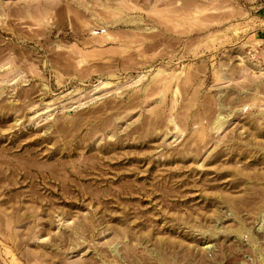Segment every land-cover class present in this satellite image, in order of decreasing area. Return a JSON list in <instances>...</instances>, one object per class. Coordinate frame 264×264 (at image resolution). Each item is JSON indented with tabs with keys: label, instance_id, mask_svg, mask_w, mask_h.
I'll return each instance as SVG.
<instances>
[{
	"label": "rangeland",
	"instance_id": "obj_1",
	"mask_svg": "<svg viewBox=\"0 0 264 264\" xmlns=\"http://www.w3.org/2000/svg\"><path fill=\"white\" fill-rule=\"evenodd\" d=\"M259 0H0V264H264Z\"/></svg>",
	"mask_w": 264,
	"mask_h": 264
},
{
	"label": "crops",
	"instance_id": "obj_2",
	"mask_svg": "<svg viewBox=\"0 0 264 264\" xmlns=\"http://www.w3.org/2000/svg\"><path fill=\"white\" fill-rule=\"evenodd\" d=\"M259 1H261V5H260V7L263 9L262 12H263V14H264V0H259ZM263 21H264V20H263ZM262 35L264 36V32L262 33ZM263 42H264V37H263Z\"/></svg>",
	"mask_w": 264,
	"mask_h": 264
},
{
	"label": "bare ground",
	"instance_id": "obj_3",
	"mask_svg": "<svg viewBox=\"0 0 264 264\" xmlns=\"http://www.w3.org/2000/svg\"><path fill=\"white\" fill-rule=\"evenodd\" d=\"M1 43H2V42L0 41V48H1ZM0 51H1V50H0Z\"/></svg>",
	"mask_w": 264,
	"mask_h": 264
}]
</instances>
